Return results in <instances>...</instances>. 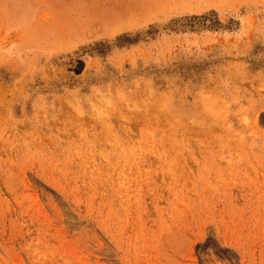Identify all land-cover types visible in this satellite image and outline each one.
Masks as SVG:
<instances>
[{"label":"rangeland","instance_id":"obj_1","mask_svg":"<svg viewBox=\"0 0 264 264\" xmlns=\"http://www.w3.org/2000/svg\"><path fill=\"white\" fill-rule=\"evenodd\" d=\"M0 264H264V0H0Z\"/></svg>","mask_w":264,"mask_h":264}]
</instances>
